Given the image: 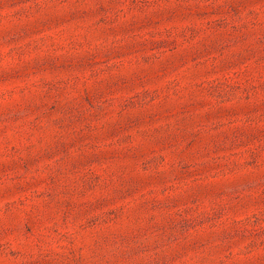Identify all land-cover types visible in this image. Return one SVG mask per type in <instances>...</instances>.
<instances>
[{"label":"rangeland","instance_id":"1","mask_svg":"<svg viewBox=\"0 0 264 264\" xmlns=\"http://www.w3.org/2000/svg\"><path fill=\"white\" fill-rule=\"evenodd\" d=\"M0 264H264V0H0Z\"/></svg>","mask_w":264,"mask_h":264}]
</instances>
